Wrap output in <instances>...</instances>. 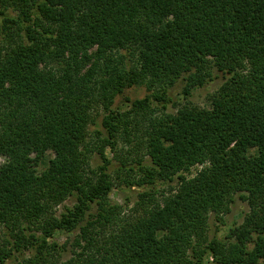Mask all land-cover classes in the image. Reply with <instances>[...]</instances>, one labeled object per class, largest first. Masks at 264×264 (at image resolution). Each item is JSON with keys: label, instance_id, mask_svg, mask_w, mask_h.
Wrapping results in <instances>:
<instances>
[{"label": "trees", "instance_id": "1", "mask_svg": "<svg viewBox=\"0 0 264 264\" xmlns=\"http://www.w3.org/2000/svg\"><path fill=\"white\" fill-rule=\"evenodd\" d=\"M216 78L208 106L156 112L179 80L186 98ZM138 84L151 93L121 118L116 96ZM120 133L142 153L112 176ZM0 158V264H264V0H0ZM130 186L133 216L109 199ZM235 197L242 221L210 237Z\"/></svg>", "mask_w": 264, "mask_h": 264}, {"label": "rangeland", "instance_id": "2", "mask_svg": "<svg viewBox=\"0 0 264 264\" xmlns=\"http://www.w3.org/2000/svg\"><path fill=\"white\" fill-rule=\"evenodd\" d=\"M221 79L216 78L213 81L208 82L203 87L197 88L193 91L191 96H188L186 98H183L181 95L178 97V93L181 90L183 84L179 80L173 87L169 90V96L172 99L171 102L166 106L165 109L161 107L160 104L153 101L154 108L156 109V112H159V110H164L167 112H175L176 107L179 104L186 103L187 101L199 105V106H208L209 100L208 96L210 93H212L214 90H216L219 85L221 84ZM145 85V84H144ZM144 85L138 84L131 87L126 88L121 94L117 95L113 105L112 109L118 110V114L121 118H126L129 113L130 108V102L134 99H140L145 97L147 94H150L151 91L146 89ZM179 103V104H178ZM103 115L102 107H98L96 110H94V121L89 124L88 129L90 133V138L92 142H98L100 143L98 137H102L103 129L101 127V117ZM96 131H102L101 136L97 135ZM142 134V130H139L137 132L138 139L140 138ZM134 134L131 136H127L126 134H119V138L117 140V144L114 148H110L109 146H106L104 148V154L105 156L111 161L109 165V172L112 173V176H115L114 173L119 167L121 161L126 160L127 165L132 164L135 167L136 163L134 162V159L136 157H139L142 153V150H140L139 142L137 139H135ZM130 137V142L128 141V138ZM33 157V156H31ZM52 157V153L47 152L45 156L42 157V159L37 163V170L41 172L48 164L49 158ZM0 158V162H1ZM90 166L91 168H95L102 163L100 159V155L97 152H92L90 154L89 158ZM195 171V168H192V172ZM137 172V173H136ZM133 178L138 176V170H130L128 172ZM135 174V175H134ZM144 190V188H139L137 186H130L127 188H120V187H114L110 194L109 199L112 203H117L123 207V212H126L127 214L133 216L136 215V211L138 210L136 201L138 200L139 192ZM168 190V185L162 182H157L155 185V189H153L155 197H160L161 194H163L165 191ZM75 202L74 196L67 197L60 205L56 207L57 213L62 211L64 207H71ZM247 211V205L246 202L241 200L239 197H235V201L231 204L230 211L223 215L221 220H218L213 215H211L209 219V226H208V233L210 237L212 236H219L223 238L225 236L226 230L229 226H233L234 224H238L242 221L244 213ZM8 231L5 229V227H0V244L3 243L5 237L7 236ZM72 235H68L65 232H58L54 239L52 240L55 244H61L64 242H69L68 248H67V254H64V257L62 259H65L67 255L69 254L71 250L70 240ZM20 254L15 253L11 255L9 258H7L3 263L1 264H14L16 259L20 258Z\"/></svg>", "mask_w": 264, "mask_h": 264}]
</instances>
